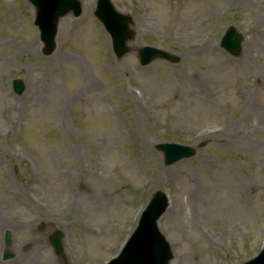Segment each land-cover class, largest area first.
I'll return each instance as SVG.
<instances>
[{
	"label": "rangeland",
	"instance_id": "rangeland-1",
	"mask_svg": "<svg viewBox=\"0 0 264 264\" xmlns=\"http://www.w3.org/2000/svg\"><path fill=\"white\" fill-rule=\"evenodd\" d=\"M80 1L45 57L33 7L0 0V264H104L157 190L170 264H242L264 241V0H111L133 19L120 59L89 16L95 0ZM230 25L245 37L238 57L219 47ZM144 46L180 63L140 67ZM164 142L206 146L165 166Z\"/></svg>",
	"mask_w": 264,
	"mask_h": 264
},
{
	"label": "water",
	"instance_id": "water-1",
	"mask_svg": "<svg viewBox=\"0 0 264 264\" xmlns=\"http://www.w3.org/2000/svg\"><path fill=\"white\" fill-rule=\"evenodd\" d=\"M30 1L37 8V18L39 19L40 24L42 26L45 24L46 30L43 35V39L46 41V46L51 52L53 48L51 40L54 36L58 18L66 14L69 10H73L74 14L78 15V3L75 0H61L60 3H56L58 2V0ZM99 3L102 14L101 19L111 35L113 49L117 57H121L126 53L125 43L132 38V33L128 29L130 19L126 16H121L115 13L108 0H100ZM43 12H45V17L42 14ZM46 23L49 24L46 25ZM47 31H49L50 33H47ZM224 46H226L229 50H232L231 48H236L235 42H233L232 45L224 43ZM47 48L46 50H48ZM143 51L151 52L152 55L149 58L143 60ZM139 54L141 62L143 64H146L147 62H150L151 60L158 57L175 61V59L171 57L165 56L164 54L157 51H151L149 49L140 50ZM15 89L18 93L23 90L21 84L19 83H15ZM204 145L205 144L203 143L199 145L198 148H201ZM158 150H161L163 152L164 161L166 164H171L184 157H192L196 153L195 149L179 147L176 145H160L158 147ZM165 208L166 201L164 197L160 193H156L153 196L146 211L142 215L140 225L133 235V238L128 243L121 257L114 261L112 264H130L142 251H144L147 257H150L152 260L159 259L160 264L168 263V261L171 259L169 248L166 244H164L161 236L156 229V222L160 215L164 212ZM57 235V240L54 239L52 240V242L59 254V239L62 237V234L60 233ZM5 243L9 244L8 233H6L5 235ZM11 256V254L5 253L4 257L10 258Z\"/></svg>",
	"mask_w": 264,
	"mask_h": 264
},
{
	"label": "bare ground",
	"instance_id": "bare-ground-1",
	"mask_svg": "<svg viewBox=\"0 0 264 264\" xmlns=\"http://www.w3.org/2000/svg\"><path fill=\"white\" fill-rule=\"evenodd\" d=\"M236 2H237V4L240 5V6H241V5L245 6L244 4H242V3L238 2V1H236ZM33 47H34V46H33ZM61 57H63V56H61ZM65 59H66V58H65ZM78 64H79V62H78ZM79 65H80V64H79ZM45 264H47V263H45Z\"/></svg>",
	"mask_w": 264,
	"mask_h": 264
}]
</instances>
